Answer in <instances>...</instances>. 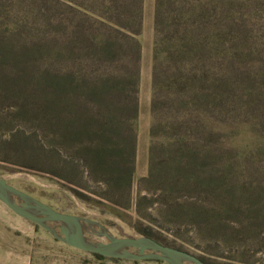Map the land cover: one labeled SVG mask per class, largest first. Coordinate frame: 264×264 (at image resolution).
I'll use <instances>...</instances> for the list:
<instances>
[{"label": "rangeland", "instance_id": "1", "mask_svg": "<svg viewBox=\"0 0 264 264\" xmlns=\"http://www.w3.org/2000/svg\"><path fill=\"white\" fill-rule=\"evenodd\" d=\"M220 1L228 36L223 44L228 58L223 59L221 74L234 89L228 106L220 104L212 115L221 130L212 136L214 146L203 132L191 137L192 146H170L177 137L160 130L151 167L154 0H142L141 31L136 36L140 46L138 110L132 122L135 152L129 206L122 207L120 192L121 207L102 205L105 201L97 194L108 189L104 183L107 170L97 171L92 181L78 147H66L63 137L53 133L62 129L52 131L43 124L41 75L45 68H12L16 56L11 36L5 42L7 66L0 68V177L59 212L98 222L115 237H140V230L149 228L165 243L198 257L211 256L215 264H264V0ZM232 54L233 68H227ZM32 85L38 86L37 95L26 97ZM66 117L61 113V119ZM149 172L151 180L138 191V180ZM176 173L182 177L174 185L166 178ZM212 201L224 202L227 212L215 208ZM194 203L215 209L217 233L194 220L199 219L190 211ZM179 212V228L162 222L164 215L170 219ZM85 232L91 241H107L104 235ZM0 264L168 263L96 259L92 253L56 240L0 202Z\"/></svg>", "mask_w": 264, "mask_h": 264}, {"label": "trees", "instance_id": "2", "mask_svg": "<svg viewBox=\"0 0 264 264\" xmlns=\"http://www.w3.org/2000/svg\"><path fill=\"white\" fill-rule=\"evenodd\" d=\"M225 17L220 0H154L151 167L160 130L177 137L170 146H192L191 137L202 132L210 136L207 141L214 146L212 136L221 134L211 118L220 104L228 106L234 89L221 74L223 59L228 58L223 50L224 38L228 37ZM141 23L142 0H0V68L7 66L5 42L9 36L16 56L12 68H45L41 75L43 124L52 131L62 129L53 133L63 137L66 147H78L80 161L92 181L97 171L107 170L104 183L108 189L97 194L105 201L102 205L121 207L119 192L122 207L129 206L131 199L135 152L132 122L138 110L140 59L136 36ZM3 25H7L5 30ZM232 61L233 54L227 68H233ZM33 87L26 97L37 95L38 86ZM61 113L68 117L62 120ZM181 177L176 173L166 179L175 185ZM151 178L149 172L139 179L138 191ZM78 191H74L76 195ZM138 202L139 198L136 205ZM212 202L227 212L224 202ZM196 205L190 211L194 210L199 219L192 220L217 233L218 213L207 203ZM177 215L180 212L172 213L170 219L162 215V222L179 228ZM140 232L174 247L149 228ZM199 258L205 264H215L211 256Z\"/></svg>", "mask_w": 264, "mask_h": 264}, {"label": "water", "instance_id": "3", "mask_svg": "<svg viewBox=\"0 0 264 264\" xmlns=\"http://www.w3.org/2000/svg\"><path fill=\"white\" fill-rule=\"evenodd\" d=\"M0 202L17 216L27 219L64 244L111 259L154 260L168 264H205L188 251L163 245L149 237H115L98 222L86 217L59 212L0 177ZM104 235L106 242H94L85 235Z\"/></svg>", "mask_w": 264, "mask_h": 264}]
</instances>
